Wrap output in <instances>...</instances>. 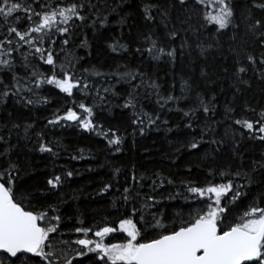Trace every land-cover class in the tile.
Returning a JSON list of instances; mask_svg holds the SVG:
<instances>
[{"label": "snow or ice", "instance_id": "6c2138e0", "mask_svg": "<svg viewBox=\"0 0 264 264\" xmlns=\"http://www.w3.org/2000/svg\"><path fill=\"white\" fill-rule=\"evenodd\" d=\"M105 32L112 62L85 67L79 50L91 56L89 34ZM214 53L230 60L217 74L208 71ZM185 57L179 78L143 70ZM220 75L231 89L222 105L212 87ZM254 83L264 86V0H0V264H264V150L243 147L264 145V103L246 95ZM53 92L59 104L43 128L16 116L47 107ZM114 108L127 128L105 126ZM172 112L186 129L176 158L196 157L185 178L135 165L122 176L112 165L100 215L65 193L72 169L53 165L42 184L23 181L29 153L67 151L46 130L92 134L115 155ZM85 158L83 148L70 155Z\"/></svg>", "mask_w": 264, "mask_h": 264}, {"label": "trees", "instance_id": "16d2710c", "mask_svg": "<svg viewBox=\"0 0 264 264\" xmlns=\"http://www.w3.org/2000/svg\"><path fill=\"white\" fill-rule=\"evenodd\" d=\"M243 5L244 0H237L238 8H242ZM112 34H116L115 30H113ZM109 35L110 33L105 32L104 36L93 39L91 34H89L88 39L92 45V55L87 56L86 49H80L78 53L80 56L86 57L85 67H88L89 63H91L97 66L105 65L104 70H107V65L112 62V57L106 48ZM221 43L224 47V54L227 55L228 36H223ZM214 56L215 58L209 56L208 71L213 74L221 73L222 67L228 66L230 60L222 61L220 56L215 53ZM129 59L133 64L138 62L134 56L129 57ZM189 62V59L185 57L177 63L174 69L166 64L159 66L145 64L143 70L158 75L161 80H170L173 75L179 78L182 73L188 72L189 68L187 65ZM196 71L198 73L199 69H196ZM212 87L218 93V100L221 105L225 100L231 99L229 95L231 89L227 78L220 75L217 77V83ZM261 87L264 86L254 83L252 91L246 94L254 103H264ZM221 89H223V92L220 91ZM52 95L54 97L52 103L47 107H37L31 112L17 110L16 116L27 122L34 123L37 129L43 128L46 118L51 117L52 109L59 104L60 98L56 96L55 92ZM3 115L4 113L0 112V117H3ZM166 118L168 119V125L161 126L159 131H150L145 136L136 135L133 137L128 135L124 144V151L115 155L108 151L106 142L92 134L83 133L75 128L46 130L47 138L61 140L67 151H61L58 158L38 152L29 153L27 161L23 163V166L28 170L23 177V181L26 185L42 184L53 165L56 166L57 171L60 170L61 166L72 169L74 175L67 181L64 189L65 193L76 195L78 197L76 205L86 210L89 214L100 215L109 207L111 197L108 195H97V192L105 182L111 180L112 165L120 166L124 170L122 176L127 173L131 165H135L139 171L162 170L165 175L171 174L173 177L185 178L187 161H195L196 157L185 153L178 159L176 158L178 154L175 152L173 145L186 135V129L183 128L181 114L177 112L168 113ZM102 120L105 126L114 124L119 126L121 130L128 127L126 116L122 115L117 108H114L110 113L105 112ZM178 124L180 128L176 127ZM168 128L173 129V131H168ZM130 131L131 129L129 128ZM243 147L247 154L253 156L264 150V145L258 142H246ZM77 148L85 149V159H70V155L76 154ZM88 149L91 150V154L88 153ZM174 159L175 164H173ZM88 169H92V171ZM191 178L195 179L198 177L194 176ZM180 203H183V201H180ZM176 210L179 211V209ZM117 238L119 240V236Z\"/></svg>", "mask_w": 264, "mask_h": 264}, {"label": "flooded vegetation", "instance_id": "af4514ba", "mask_svg": "<svg viewBox=\"0 0 264 264\" xmlns=\"http://www.w3.org/2000/svg\"><path fill=\"white\" fill-rule=\"evenodd\" d=\"M114 242H119L118 238H117V240H116V241H114Z\"/></svg>", "mask_w": 264, "mask_h": 264}]
</instances>
